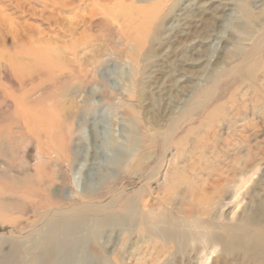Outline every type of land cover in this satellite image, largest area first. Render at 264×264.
<instances>
[{"label": "rangeland", "instance_id": "374dc122", "mask_svg": "<svg viewBox=\"0 0 264 264\" xmlns=\"http://www.w3.org/2000/svg\"><path fill=\"white\" fill-rule=\"evenodd\" d=\"M133 7L161 11L131 25ZM0 16V264H264L236 239L264 232V0H0ZM29 43L57 58L31 85Z\"/></svg>", "mask_w": 264, "mask_h": 264}, {"label": "bare ground", "instance_id": "6f19581e", "mask_svg": "<svg viewBox=\"0 0 264 264\" xmlns=\"http://www.w3.org/2000/svg\"><path fill=\"white\" fill-rule=\"evenodd\" d=\"M32 1V0H31ZM71 5V4H70ZM133 10H134V14H136L137 15V18L136 19H131V20H129V24H131V23H135L136 21H138L139 23H141V24H146V25H152V24H154V22L156 21V19H157V17L159 16V13H160V11H158L157 10V8L156 7H153L152 9H149V10H142V9H139V8H135V7H133ZM102 11V10H101ZM101 11H99L98 9H96L95 8V6L94 7H92V9L90 10V16L89 17H91V19H93V18H95V16H97V14H98V12H101ZM6 17V16H5ZM0 19L2 20H0L1 22H2V24L4 23L5 25L7 24V25H9V24H11L10 23V21H9V19H7V18H2L1 16H0ZM128 24V25H129ZM116 25V24H115ZM131 25H133V24H131ZM5 28V27H4ZM10 29V28H9ZM19 33V32H18ZM42 33V32H41ZM140 33V32H139ZM17 35V34H16ZM123 36H127V31H125L123 34H122ZM12 36V35H11ZM15 36V35H14ZM38 36V35H37ZM139 36V35H138ZM135 36H133V38H134ZM137 38V37H136ZM17 39H19V38H17ZM16 40V39H15ZM39 40V39H38ZM140 41H141V39H139ZM40 41V40H39ZM35 43H37V42H35ZM40 43V42H39ZM139 43H141V42H139ZM18 45V44H17ZM21 47H28L31 51V56H32V58L34 59V63H35V65H33V64H31L30 63V68H28V69H30L31 71L30 72H32V75H33V77H19L20 75H18V77H16L17 78V81H18V83H20V82H24V81H31L33 78H34V74H40V72H42L43 70H47V69H50V68H53L54 67V69H56L57 68V58H56V56L55 57H51L52 56V54L51 53H56V52H53V51H47L46 52V50H45V48H44V51H41L40 52V55L38 56V53L37 52H34V50H36V49H33V47H32V44H28V45H26V44H23V45H21ZM41 50H42V48H41ZM37 53V55H35ZM33 55L35 56V57H33ZM10 63H11V61H9ZM37 64V65H36ZM14 65V64H13ZM16 65V64H15ZM25 67V66H24ZM12 68V67H11ZM19 68V67H18ZM26 68V67H25ZM27 69V68H26ZM27 69V70H28ZM25 70V69H24ZM16 71V70H15ZM17 72V71H16ZM19 72V71H18ZM23 73V72H22ZM15 75H16V73H15ZM73 78H74V75H72L71 77H70V79H72L73 80ZM32 84V81L30 82V85ZM16 102V101H15ZM19 105V108H18V105ZM16 107L21 111V108H23V102L21 101L20 103L19 102H16ZM22 112V111H21ZM23 113V112H22ZM41 152V151H40ZM46 152V151H45ZM42 153V152H41ZM44 156V157H43ZM43 159L44 160H47L48 158H49V151H48V153H44L43 154ZM120 156H122V155H120ZM38 170V169H37ZM39 172H40V170H39ZM42 172V171H41ZM39 177H40V175H38ZM25 177V176H24ZM41 178H42V176H41ZM51 178V177H50ZM24 179H28V177L26 176ZM47 180V177L45 178V177H43V179L40 181V183H43V186L46 184L45 183V181ZM38 181V179H36V182ZM22 182V181H21ZM40 183H38V184H40ZM43 186H41V185H39V186H32V188L30 189V186L27 188L28 189V194H30V195H36V194H43L45 191H46V189L43 187ZM91 188H92V181L91 180H88V182H87V186L85 185V186H83L82 188H81V194H79L78 196H80V197H84L85 195H83V194H85V191L86 190H91ZM25 195H26V193H25ZM45 199L43 200L42 199V201H37V204L40 206V207H51V205L53 206V204L50 202V200H49V198L45 195ZM81 200V199H80ZM82 202V201H81ZM22 204H23V202H22ZM21 204V205H22ZM85 204L87 205L85 208V214L86 213H92V215H95L96 213H97V211L98 210H101L102 208H104L105 207V205H101L100 206V204H98V203H89V202H85ZM72 209H74V208H72ZM77 210V209H76ZM82 210H83V208H82ZM70 211L71 210H67V211H65L64 213H61V212H58L57 210H53L52 211V213L51 214H55L57 217H67V215H68V213H70ZM73 211V210H72ZM74 212H76L75 210H74ZM73 214V213H72ZM78 213H76V215H77ZM75 215V223H76V225H78V224H83V222L85 221L84 220V218L83 217H81L80 215H77L76 216ZM84 215V214H83ZM87 215V214H86ZM236 232H237V234H236V239L238 240V241H243V243H242V245L244 244L245 246H248V247H251V248H253L254 250L255 249H257V250H260V251H264V232L263 231H258V230H256V229H251V228H244V227H239L238 229H236ZM228 233H229V235H231V233L228 231ZM234 234V233H233ZM56 246H57V244L55 243H53V245H52V247H51V249L49 248V250H48V253L50 252V250L52 251V252H55L56 251Z\"/></svg>", "mask_w": 264, "mask_h": 264}]
</instances>
